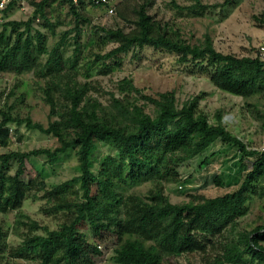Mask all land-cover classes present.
<instances>
[{
  "label": "trees",
  "instance_id": "obj_1",
  "mask_svg": "<svg viewBox=\"0 0 264 264\" xmlns=\"http://www.w3.org/2000/svg\"><path fill=\"white\" fill-rule=\"evenodd\" d=\"M52 1L56 0H29L36 6L34 15L27 21H7L0 32V72L39 74L45 80L43 91L51 120L45 127L30 116L14 115L12 106H0V213L16 211L17 223L29 228L21 244L13 249L14 256L40 264H93L101 252L81 231L82 226H88L94 237L103 233L115 236L118 264H172L169 258L192 254L200 255L204 264H264V225L251 231L239 229L240 219L250 211V202L264 199V152L248 150L222 124V110L215 114L217 124H211L200 109L202 96L180 106L175 91L148 95L132 78H124L117 83L121 97L112 94L110 103L103 104L93 94L97 85L78 78L81 35L83 27L92 21L86 12L87 0L78 4L64 0L74 18L75 48L71 55L66 54L70 32L49 50L46 34L34 26L39 16L51 26L46 11ZM190 1L196 16L210 8L201 0ZM16 2L3 11L8 13ZM152 3L138 0L130 16L118 11L130 26L128 31L98 28L116 47L96 56L95 61L110 60L120 68L122 55L135 47H150L175 54L179 63H191L206 71L220 90L246 100L264 95V60L224 54L215 48L210 36L202 44L190 43L179 28L149 14ZM249 105L256 109L264 128V112L255 104ZM146 106L152 107V113ZM11 124L52 135L59 146L28 153L3 152L11 141ZM217 141L235 147L241 163L255 158L252 168H245L238 188L220 196L172 203L167 186L188 182L179 172L181 165ZM99 144L113 153L104 161L106 173L123 186L149 184L145 194L117 197L108 182L97 176L94 156ZM71 151L77 156L80 175L52 188L40 178L23 180L30 156L45 157L52 164ZM13 161L18 162L14 175L10 174ZM204 162L208 163L207 158ZM216 182L222 186L221 178ZM40 195L48 205L44 210L62 214L58 229L42 226L23 212L24 202ZM3 236L0 230V240Z\"/></svg>",
  "mask_w": 264,
  "mask_h": 264
},
{
  "label": "rangeland",
  "instance_id": "obj_2",
  "mask_svg": "<svg viewBox=\"0 0 264 264\" xmlns=\"http://www.w3.org/2000/svg\"><path fill=\"white\" fill-rule=\"evenodd\" d=\"M41 0H36L40 2ZM87 0L86 12L92 20L84 26L81 35L83 52L77 66L79 80L92 82L97 85L93 92L103 104H109L112 94L120 98L117 83L124 78H132L134 84L145 94L156 95L159 92L175 91L178 103L182 106L187 100L202 96L200 109L209 117L211 124H217L215 114L223 111L222 124L246 144L248 150L264 152L263 121L257 119V112L252 105L258 106L264 112V95L252 99H244L220 90L211 81L206 71L193 64H181L178 56L169 52L133 48L123 56L122 67H116L112 61H95L96 56L105 55L116 47L98 28H123L130 26L123 20L118 11L130 16L131 8L138 0H108L103 6H94ZM210 6L202 16H196L197 10H191L190 0H153L149 6V14L157 20L168 22L179 28L185 38L192 44H202L206 36H210L215 48L224 54L238 57H255L259 46L264 43V0H201ZM36 10L29 2V8L23 10L17 3L5 13L0 11V32L7 21H27ZM47 18L38 17L34 26L46 34L47 48L51 50L64 36L70 32L67 41V55L74 51V18L69 5L64 0L52 1L47 7ZM46 61V57L42 58ZM45 80L37 73L26 72L21 75L0 72V106L9 109L21 117L30 116L34 122L48 127L50 123V106L44 95ZM143 104V101H140ZM146 111L152 113V107L146 106ZM11 141L3 152H31L38 149L54 150L59 143L52 135L39 131L28 130L25 126L11 124ZM113 154L108 146L99 144L94 156L97 176L108 182L117 197L131 193L145 194L149 184L127 187L112 179L104 167V161ZM207 158L208 163L204 161ZM255 158H248L241 163V154L235 147L217 141L209 150L200 156L184 163L179 168L182 179L187 183L171 184L166 193L172 203L187 202L194 197H215L224 195L238 188L242 182L245 168L251 169ZM245 165V166H244ZM18 162L11 163L10 174L14 175ZM80 175L78 159L74 152H69L58 158L54 163H48L42 156H30L26 160V171L23 180L30 182L35 178L45 181L48 188L62 184ZM221 178L222 186L216 181ZM76 189L79 184H76ZM98 185L94 186L96 191ZM43 193H41L42 195ZM29 199L24 202L23 212L42 226L52 230L58 229L63 222L61 213H48L46 200L41 198ZM264 225V199L254 198L250 202L249 213L240 219V230L251 231ZM0 230L3 238L0 240V264H40L36 260L16 257L13 249L19 246L29 228L17 223V212L0 213ZM81 231L89 241L97 246L101 254L93 259V264H118L115 260L114 249L116 238L111 233H103L94 237L88 226H82ZM38 233H41L39 231ZM172 264H204L200 255H184L169 258Z\"/></svg>",
  "mask_w": 264,
  "mask_h": 264
},
{
  "label": "built area",
  "instance_id": "obj_3",
  "mask_svg": "<svg viewBox=\"0 0 264 264\" xmlns=\"http://www.w3.org/2000/svg\"><path fill=\"white\" fill-rule=\"evenodd\" d=\"M15 0H0V11L5 10L10 4H12ZM79 0H73L75 4H78ZM95 5H106L108 0H93ZM22 7L23 10H27L29 8V0H17L16 4ZM262 60H264V43H262L257 51V55Z\"/></svg>",
  "mask_w": 264,
  "mask_h": 264
}]
</instances>
